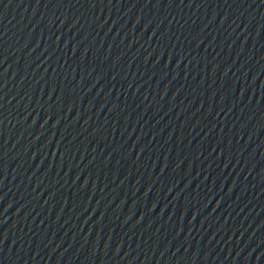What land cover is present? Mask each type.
<instances>
[{"label": "water", "instance_id": "95a60500", "mask_svg": "<svg viewBox=\"0 0 264 264\" xmlns=\"http://www.w3.org/2000/svg\"><path fill=\"white\" fill-rule=\"evenodd\" d=\"M0 264H264V0H0Z\"/></svg>", "mask_w": 264, "mask_h": 264}]
</instances>
